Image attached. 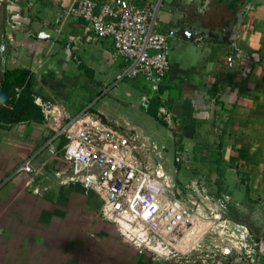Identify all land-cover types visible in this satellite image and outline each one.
Returning a JSON list of instances; mask_svg holds the SVG:
<instances>
[{"label":"crops","instance_id":"crops-1","mask_svg":"<svg viewBox=\"0 0 264 264\" xmlns=\"http://www.w3.org/2000/svg\"><path fill=\"white\" fill-rule=\"evenodd\" d=\"M78 1L0 0L6 66L27 68L36 76L41 99L37 103L46 115L41 122L0 125V264H166L154 260L150 252L141 253L101 217L103 200L96 191L65 182L71 166L61 154L49 151L51 142L58 148L65 143V138L56 137V119L94 114L113 128L138 131L158 146L162 158L154 157L163 165L168 147L128 118L114 115L123 101L122 92L135 95L141 108L160 123L166 122L171 131L177 124L183 137L196 138L200 132L195 130L203 129L205 136L215 123L221 150L243 175L247 197L264 203V0H134L139 5H160L157 29L163 32L176 15L188 14L195 20L191 17L195 8L206 3V11L221 6L228 10L223 19L213 17L204 26L222 27L236 12L243 14L238 55L221 39L203 37L188 43L173 33L170 46L172 38L178 51L173 50L167 78L154 89L156 97L128 82L120 85L117 75L124 60L116 57L111 38L97 36L87 21L74 14ZM230 56L236 58L233 65ZM82 81L91 89L89 101L82 97L87 92L79 86ZM71 84L72 99L66 92ZM28 159L35 172L17 174ZM175 172L169 173L184 184ZM260 241L255 247L256 264H264V240ZM232 255L227 251L226 257L217 256L207 264H229Z\"/></svg>","mask_w":264,"mask_h":264},{"label":"built area","instance_id":"built-area-1","mask_svg":"<svg viewBox=\"0 0 264 264\" xmlns=\"http://www.w3.org/2000/svg\"><path fill=\"white\" fill-rule=\"evenodd\" d=\"M159 8L156 3L139 5L134 0H79L74 14L87 21L97 36L114 41L116 57L124 60L117 80L142 76L157 89L171 70L173 34L157 29ZM235 61L229 57L230 65ZM56 124V137L65 138V143L58 148L51 142L49 151L61 154L71 166L65 182L96 191L103 200L101 217L141 253L150 252L154 260L166 264H207L228 251L233 253L229 264H256L251 251H241L247 250L249 231L242 233V246L207 247L206 236L224 227L223 222L232 229V221L213 208L203 183L181 184L161 161H153L162 155L147 137L130 128H113L94 114L68 121L57 118ZM34 172L31 159L17 170V174Z\"/></svg>","mask_w":264,"mask_h":264},{"label":"rangeland","instance_id":"rangeland-1","mask_svg":"<svg viewBox=\"0 0 264 264\" xmlns=\"http://www.w3.org/2000/svg\"><path fill=\"white\" fill-rule=\"evenodd\" d=\"M211 5L212 2H211ZM227 8L221 6L216 7L210 11H205L204 14L196 13L197 16L202 17V22L211 21L213 17L223 19L227 14ZM215 13L216 15H214ZM198 17V18H199ZM3 20V10H0V26ZM1 31V28H0ZM179 37V36H178ZM189 41L188 43H190ZM172 52L170 54L171 64L173 62V50L178 51L176 48V42L171 38ZM121 71V70H120ZM116 73L111 76V83L116 78ZM71 76H74L73 74ZM167 77H165L166 79ZM131 83L145 94H152L157 96L156 92L151 85L142 77L125 78L120 81V85L125 87V83ZM74 83V82H72ZM73 84L67 88L66 92L70 95L71 99L75 93L73 90ZM87 83L82 81L79 86L87 92H84L82 97L85 101H89L92 98L91 89L85 88ZM120 105V109L115 112V116L128 120L144 129L147 133L152 135L160 145H166L168 147L166 156L164 157L165 169L169 172H175V178L181 182H190L193 180L202 181L205 184L207 192L212 198V206L215 210L220 211L224 216V219H229L232 229L226 227V223L223 222L224 227L220 226V229H216V232L206 236L207 247L215 249L220 246H229L237 244L243 241L242 233H250V239L246 241L248 243L247 250L244 248L241 250L248 254L249 251L251 257L253 256L258 261L259 253L255 248L254 243L258 240H264V203L262 200H251L246 194V184L243 182V175L237 169V166L232 165L230 155L226 151L221 150L220 139L215 130V123L212 127L213 131L207 130L208 134L203 136L204 129L200 132L196 138L183 137V131L176 124L171 131L170 128L160 123L156 118L152 117L147 111L141 108V105L137 102V97L134 95L128 97L124 95ZM112 97L111 94H107V97ZM113 98V97H112ZM82 99V98H80ZM112 100V99H110ZM80 101V100H79ZM125 101V102H124ZM110 105H114L113 100ZM202 132V133H201ZM171 134V135H170ZM220 150L222 152H220ZM153 161L157 158L153 157ZM179 161V162H178ZM166 162V163H165ZM178 163L181 165L179 167ZM235 167V168H234ZM210 214L212 212L209 211ZM235 225H240L239 229H234ZM243 227V228H242ZM203 230V227L200 231ZM240 251V252H241ZM226 257V256H225ZM232 257V256H231ZM231 257L228 258L231 259Z\"/></svg>","mask_w":264,"mask_h":264},{"label":"trees","instance_id":"trees-1","mask_svg":"<svg viewBox=\"0 0 264 264\" xmlns=\"http://www.w3.org/2000/svg\"><path fill=\"white\" fill-rule=\"evenodd\" d=\"M36 85V76L30 69L17 67L0 72V125L45 120L43 107L36 101ZM154 102H159L158 97ZM150 111L159 118L156 110Z\"/></svg>","mask_w":264,"mask_h":264},{"label":"water","instance_id":"water-1","mask_svg":"<svg viewBox=\"0 0 264 264\" xmlns=\"http://www.w3.org/2000/svg\"><path fill=\"white\" fill-rule=\"evenodd\" d=\"M208 6L209 4L206 3L204 7L202 6L199 9L195 8V13H193L191 16L195 20L190 19L188 14H186V16H174L167 32H173L175 35L192 42L203 37L221 39L224 42L229 43L234 48L235 53L238 55L239 50L236 46V41L238 32L242 24V12H236L235 17L231 18V20L228 21L226 25L214 28L210 23L208 26H204L205 23L202 22L201 17L196 15L197 12L200 14H204L206 9L209 8ZM0 28V72L4 73V71L7 69L5 52L6 27L4 17L1 22ZM146 106L147 104H143V107Z\"/></svg>","mask_w":264,"mask_h":264},{"label":"bare ground","instance_id":"bare-ground-1","mask_svg":"<svg viewBox=\"0 0 264 264\" xmlns=\"http://www.w3.org/2000/svg\"><path fill=\"white\" fill-rule=\"evenodd\" d=\"M202 227H200V230H201Z\"/></svg>","mask_w":264,"mask_h":264}]
</instances>
